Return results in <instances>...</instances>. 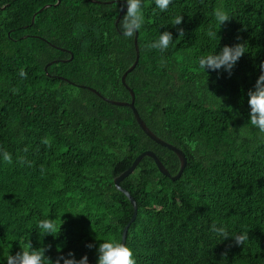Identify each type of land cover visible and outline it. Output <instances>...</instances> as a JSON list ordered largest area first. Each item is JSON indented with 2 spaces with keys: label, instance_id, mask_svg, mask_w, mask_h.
<instances>
[{
  "label": "trees",
  "instance_id": "obj_1",
  "mask_svg": "<svg viewBox=\"0 0 264 264\" xmlns=\"http://www.w3.org/2000/svg\"><path fill=\"white\" fill-rule=\"evenodd\" d=\"M95 1L0 0V150L12 156L9 164L0 154V264L29 243L52 245L53 260L72 251L96 264L99 244L122 242L134 214L115 179L147 151L172 177L180 171L178 156L150 139L129 107L90 90L130 102L122 77L137 56L135 36L116 24L126 6ZM220 7L230 16L221 29ZM143 10L140 58L126 83L147 127L188 164L173 181L145 157L121 183L138 205L126 244L137 264H264V133L248 123L247 95L264 62V0H173L164 12L144 0ZM164 31L173 34L167 51L148 49ZM244 42L230 77L199 68L201 56ZM49 217L64 222L54 236L38 228ZM213 224L249 240L223 241Z\"/></svg>",
  "mask_w": 264,
  "mask_h": 264
},
{
  "label": "clouds",
  "instance_id": "obj_2",
  "mask_svg": "<svg viewBox=\"0 0 264 264\" xmlns=\"http://www.w3.org/2000/svg\"><path fill=\"white\" fill-rule=\"evenodd\" d=\"M173 0H155V5L160 9L161 12L166 11L172 4ZM120 5V11H123L126 6V14L119 21V29L123 37L132 38L135 36L143 27L145 23L144 16V0H118ZM214 17L217 21V26L221 29V26L226 22L230 21V16L222 8L214 10ZM183 22V16L178 15L173 20V27L181 25ZM176 31L179 39H183L185 36L184 29L182 27H176ZM209 37L219 39L218 32L212 30V26H209L207 32ZM173 34L170 31H164L159 35L158 39L147 44L148 49H156L161 53L167 51L169 46L173 43ZM247 48V42L237 43L234 46H224L219 53H211L199 58V68L210 72L220 73L221 71L226 72L229 77L233 74L237 62L242 56H244ZM163 59L161 63H163ZM261 74L256 80L254 90H249L247 95L249 97L248 104L250 106L249 113V124L257 128L261 133H264V62L259 65ZM207 74V73H206ZM21 76H25L26 73L21 71ZM3 159L11 164L12 156L7 151L0 150ZM19 162L23 163L24 158H19ZM63 220L59 218H45L39 221L38 228L43 232L44 236H54L63 225ZM212 232L225 240H233L235 246H243L249 240V233L244 231L240 234L229 235V232L224 226H217L213 224L210 229ZM232 245H229L231 247ZM86 247L91 250L96 248L94 243H89ZM52 245H43L39 248H33L32 244L29 243L26 248H21L20 252L15 255L9 254L6 258L7 264H89V257L85 254L80 259H77L75 253L69 251L66 255L60 254L55 260L46 253L50 252ZM97 261L96 264H137L134 251L127 244L115 239L109 238L106 241L99 244L96 248ZM226 255V253H225Z\"/></svg>",
  "mask_w": 264,
  "mask_h": 264
},
{
  "label": "water",
  "instance_id": "obj_3",
  "mask_svg": "<svg viewBox=\"0 0 264 264\" xmlns=\"http://www.w3.org/2000/svg\"><path fill=\"white\" fill-rule=\"evenodd\" d=\"M93 3H97V4H100V2L98 1H95V0H92ZM105 4V3H104ZM127 10V8L125 9ZM124 12V11H123ZM123 12L120 14L116 24H118L120 18L122 17L123 15ZM134 45H135V50H136V53H137V56H136V61L135 63L133 64V66L123 75L122 77V82L124 84V86L128 89V91L130 92L131 94V101L130 102H120V101H114V100H110V99H107L105 98L104 96H102L99 92H97L96 90L90 88V90L92 92H94L95 94H97L99 97H101L103 100H105L106 102L112 104V105H116V106H120V107H129L132 111H133V114L135 116V119L137 121V123L139 124V126L141 127V129L143 130V132L150 138L152 139L154 142H156L157 144L165 147V148H168L169 150L173 151L179 158L180 160V163H181V167H180V171L179 173L172 177L169 173V171L166 169V167L164 166V164L161 162V160L157 157V155L153 152V151H147V152H144L142 153L135 161L134 163L132 164V166L126 171L124 172L122 175H120L118 178L115 179L114 183H115V186L116 188L124 193L126 195V197L130 200V202L132 203L133 207H134V214H133V217L130 221V223L125 227L124 231H123V235H122V242L126 244V241H127V235H128V231H129V227L130 225L135 222L136 218H137V214H138V205L136 203V201L134 200V198L125 190L121 187V183L126 179L128 178L130 175H132L137 167L139 166V164L141 163V161L145 158V157H150L152 158L159 171L161 172L162 175L166 176V177H169L171 178L173 181H177L179 180L184 172H185V169L187 167V164H188V160H187V157L186 155L184 154V152H182L180 149L164 142L163 140H161L160 138H158L148 127L147 125L145 124V122L142 120L140 114L138 113L137 109H136V106H135V94L133 92V90L127 85L126 83V77L128 76L129 73H131L137 66L138 62H139V46H138V33L135 35V39H134Z\"/></svg>",
  "mask_w": 264,
  "mask_h": 264
}]
</instances>
